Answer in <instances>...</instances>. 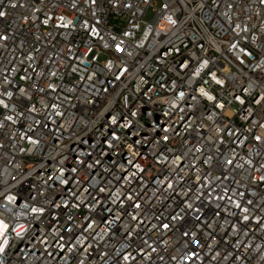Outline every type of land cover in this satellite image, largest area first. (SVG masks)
I'll list each match as a JSON object with an SVG mask.
<instances>
[{
    "label": "built area",
    "instance_id": "1",
    "mask_svg": "<svg viewBox=\"0 0 264 264\" xmlns=\"http://www.w3.org/2000/svg\"><path fill=\"white\" fill-rule=\"evenodd\" d=\"M0 11V264H264V0Z\"/></svg>",
    "mask_w": 264,
    "mask_h": 264
},
{
    "label": "snow or ice",
    "instance_id": "2",
    "mask_svg": "<svg viewBox=\"0 0 264 264\" xmlns=\"http://www.w3.org/2000/svg\"><path fill=\"white\" fill-rule=\"evenodd\" d=\"M5 13L0 11V17L4 16ZM174 23V21H173ZM3 39H6V37H0ZM235 47V46H233ZM213 79H215V77L213 76ZM217 83H220V81H217ZM201 93L203 95H207V93H205L203 91V89L200 90ZM10 95V94H9ZM181 95H183V93H181ZM208 99L211 100L212 97L208 96ZM0 103H3L2 101H0ZM6 107V105H5ZM219 107H223L222 105H219ZM6 119L11 120L12 117H7ZM115 122V121H113ZM259 139V138H257ZM33 143H35V141H33ZM229 163H231V161H229ZM262 180H264V177H261ZM9 200V202L13 201L15 199V197H8L7 198ZM250 203V202H249ZM137 207H139V205H137ZM237 207H239V205H237ZM33 212H37V211H43L42 209H32ZM243 211H247V209H243ZM133 219H135V217H133ZM245 219H247V217H245ZM165 228L168 227V225H164ZM14 232L17 236H20L22 234V232L24 231V226L23 225H19L18 227H13L10 226L8 223H5L3 220H0V238H2V240H0V252H3L5 247L8 246L9 240H8V233L9 232ZM125 259H127V257H125Z\"/></svg>",
    "mask_w": 264,
    "mask_h": 264
},
{
    "label": "rangeland",
    "instance_id": "3",
    "mask_svg": "<svg viewBox=\"0 0 264 264\" xmlns=\"http://www.w3.org/2000/svg\"><path fill=\"white\" fill-rule=\"evenodd\" d=\"M155 4H158V0H155ZM153 16V12L151 11V8H148V10L145 13L144 19L150 20Z\"/></svg>",
    "mask_w": 264,
    "mask_h": 264
}]
</instances>
